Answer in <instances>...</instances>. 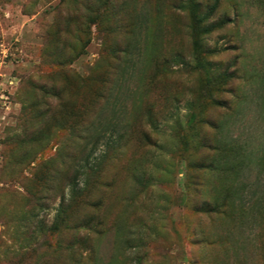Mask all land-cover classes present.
Instances as JSON below:
<instances>
[{"label": "rangeland", "instance_id": "rangeland-1", "mask_svg": "<svg viewBox=\"0 0 264 264\" xmlns=\"http://www.w3.org/2000/svg\"><path fill=\"white\" fill-rule=\"evenodd\" d=\"M0 264H264V0H0Z\"/></svg>", "mask_w": 264, "mask_h": 264}, {"label": "trees", "instance_id": "trees-1", "mask_svg": "<svg viewBox=\"0 0 264 264\" xmlns=\"http://www.w3.org/2000/svg\"><path fill=\"white\" fill-rule=\"evenodd\" d=\"M85 228V229H92V226L88 222H75L73 229H80V228Z\"/></svg>", "mask_w": 264, "mask_h": 264}]
</instances>
